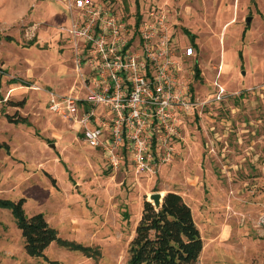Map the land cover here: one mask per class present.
Instances as JSON below:
<instances>
[{
	"label": "rangeland",
	"instance_id": "374dc122",
	"mask_svg": "<svg viewBox=\"0 0 264 264\" xmlns=\"http://www.w3.org/2000/svg\"><path fill=\"white\" fill-rule=\"evenodd\" d=\"M98 1L137 18L136 0ZM140 7L142 17L168 12L185 83L201 105L182 118L174 160L138 177L130 167L112 171L49 109L50 93L88 92L65 30L77 9L68 0H0V146L9 147H0V199H26L27 216L43 213L60 239L95 250L88 257L53 242L47 259L31 257L12 210L0 207V264H127L144 202L170 191L193 210L199 264H264V0ZM221 86L225 97L203 104Z\"/></svg>",
	"mask_w": 264,
	"mask_h": 264
},
{
	"label": "built area",
	"instance_id": "2783aa9c",
	"mask_svg": "<svg viewBox=\"0 0 264 264\" xmlns=\"http://www.w3.org/2000/svg\"><path fill=\"white\" fill-rule=\"evenodd\" d=\"M68 1L78 13L65 30L88 92L50 93V111L99 150L112 171L156 175L175 158L182 118L201 105L185 83L168 12L153 10L138 24L110 1ZM225 95L221 86L203 104Z\"/></svg>",
	"mask_w": 264,
	"mask_h": 264
},
{
	"label": "trees",
	"instance_id": "16d2710c",
	"mask_svg": "<svg viewBox=\"0 0 264 264\" xmlns=\"http://www.w3.org/2000/svg\"><path fill=\"white\" fill-rule=\"evenodd\" d=\"M136 4V19L139 24L142 19L140 0H136ZM184 31L195 46V36L187 29ZM2 35L0 32V40ZM195 70L196 75H199V65H195ZM0 147L9 150L7 145ZM25 202L24 198L17 202L0 199V207L12 210L29 256L47 259L45 251L53 242L69 250L81 251L88 257L95 255L92 247L60 239L57 230L50 225L43 213L27 216ZM203 250L204 240L191 206L181 194L170 191L165 194L160 208L150 201L144 202L135 235L128 247L127 264H199Z\"/></svg>",
	"mask_w": 264,
	"mask_h": 264
},
{
	"label": "water",
	"instance_id": "95a60500",
	"mask_svg": "<svg viewBox=\"0 0 264 264\" xmlns=\"http://www.w3.org/2000/svg\"><path fill=\"white\" fill-rule=\"evenodd\" d=\"M252 20L251 17H249L247 19V22L250 23ZM54 147V145H53ZM163 199H164V195L162 193H154L151 195V200L150 202H152L157 208H160L163 204Z\"/></svg>",
	"mask_w": 264,
	"mask_h": 264
},
{
	"label": "crops",
	"instance_id": "0c3cea01",
	"mask_svg": "<svg viewBox=\"0 0 264 264\" xmlns=\"http://www.w3.org/2000/svg\"><path fill=\"white\" fill-rule=\"evenodd\" d=\"M182 124V123H181Z\"/></svg>",
	"mask_w": 264,
	"mask_h": 264
}]
</instances>
